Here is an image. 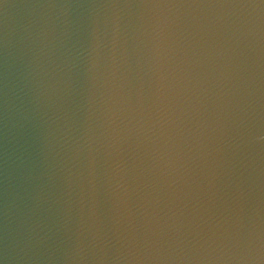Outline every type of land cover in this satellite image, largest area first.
<instances>
[{
    "label": "water",
    "instance_id": "1",
    "mask_svg": "<svg viewBox=\"0 0 264 264\" xmlns=\"http://www.w3.org/2000/svg\"><path fill=\"white\" fill-rule=\"evenodd\" d=\"M0 264H264V0H0Z\"/></svg>",
    "mask_w": 264,
    "mask_h": 264
}]
</instances>
